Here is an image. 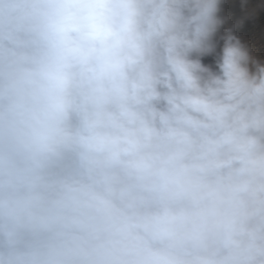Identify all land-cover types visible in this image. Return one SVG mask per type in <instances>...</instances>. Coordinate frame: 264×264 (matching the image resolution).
Returning a JSON list of instances; mask_svg holds the SVG:
<instances>
[{"label":"clouds","instance_id":"9594fccd","mask_svg":"<svg viewBox=\"0 0 264 264\" xmlns=\"http://www.w3.org/2000/svg\"><path fill=\"white\" fill-rule=\"evenodd\" d=\"M221 3L0 0V264H264V64Z\"/></svg>","mask_w":264,"mask_h":264},{"label":"rangeland","instance_id":"374dc122","mask_svg":"<svg viewBox=\"0 0 264 264\" xmlns=\"http://www.w3.org/2000/svg\"><path fill=\"white\" fill-rule=\"evenodd\" d=\"M245 1L247 3L244 4V7L247 10V15L241 13L244 10L242 9L243 8L242 6H240V8H238L239 5H240L239 4L238 6H236L239 9V10L236 9L237 10L236 11V14L237 13H240V15H237L236 16V19L238 21H241V19H242V22H245V20H247L246 23L248 22V23H251L252 25H253V23H255L257 25H260V24H258L256 22V20H257L258 22L261 21V25H262V23L264 25V13H262L261 10L258 11L259 8H257V7H259V4H255L256 2H258L263 7L264 0H245ZM227 6H228V0H222V3H221V13L228 14V7ZM229 17H230V15H229ZM224 19H226V18H224ZM231 23L232 24H236L237 21L233 20V21H231L229 23V25H228V22H227L226 28H225V26L222 27L220 29L219 35H222L221 31H226L227 28L229 29ZM241 24H242L241 26H239L237 24L236 27H235L237 30L240 31L238 33V36L237 37L249 49L250 55L254 59L258 60L260 63L264 64V39H263L264 38V34L263 33L262 34L260 33V35H262V36L258 35V38H254L247 31V30H250L249 28L248 29H246V28L244 29L245 23H241ZM243 24H244V26H243ZM203 62L206 63V64L212 63V58L211 57H206V58H204Z\"/></svg>","mask_w":264,"mask_h":264},{"label":"bare ground","instance_id":"6f19581e","mask_svg":"<svg viewBox=\"0 0 264 264\" xmlns=\"http://www.w3.org/2000/svg\"><path fill=\"white\" fill-rule=\"evenodd\" d=\"M247 2L245 1V0H228V14H225V13H221L220 12V16H221V18L222 19H224V18H226V19H224V24H223V26L222 27H224L225 26V28H226V24H227V22H228V25H229V23L231 22V21H233V20H235V21H237V23L236 24H230V27H229V29H232L233 30V32H234V34L236 35V36H238V33L240 32L239 30H237L235 27H236V25L238 24L239 26H241L242 24L241 23H245V26H244V24H243V26H244V29L246 28V29H250V30H247L249 33H250V35H252V37H254V38H258V35H260V33L262 34H264V25H263V23H262V25H261V21L260 22H258L257 20H256V22L258 23V24H260V25H257V24H255V23H253V25L251 24V23H246V21L247 20H245V22H242V19H241V21H238L237 19H236V16L237 15H240V13H237L236 14V9H238V8H240V6H242L243 8V10L244 11H242L241 13H243V14H245V15H247V10L245 9V7H244V4H246ZM240 4V5H239ZM255 4H259V7H257V8H259V10L258 11H260L261 10V12L262 13H264V5H263V7L260 5V3H258V2H256ZM239 5V7L237 8L236 6H238ZM257 6V5H256ZM239 10V9H238ZM229 15H230V17H229ZM240 19V18H239ZM259 19V18H258ZM226 21V22H225ZM221 27V28H222ZM228 29V28H227ZM225 31H221V33L223 34ZM260 36H262V35H260ZM262 39V38H261ZM264 39V38H263Z\"/></svg>","mask_w":264,"mask_h":264}]
</instances>
